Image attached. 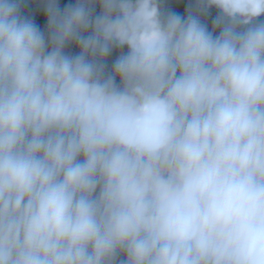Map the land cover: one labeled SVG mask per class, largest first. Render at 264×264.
<instances>
[{
    "label": "clouds",
    "instance_id": "9594fccd",
    "mask_svg": "<svg viewBox=\"0 0 264 264\" xmlns=\"http://www.w3.org/2000/svg\"><path fill=\"white\" fill-rule=\"evenodd\" d=\"M261 18L0 0V264H264Z\"/></svg>",
    "mask_w": 264,
    "mask_h": 264
},
{
    "label": "trees",
    "instance_id": "16d2710c",
    "mask_svg": "<svg viewBox=\"0 0 264 264\" xmlns=\"http://www.w3.org/2000/svg\"><path fill=\"white\" fill-rule=\"evenodd\" d=\"M61 2H62V4H63V3H67V2H69V0H61ZM215 14H216V10L213 9V10H212V15L214 16ZM261 19H264V18H261Z\"/></svg>",
    "mask_w": 264,
    "mask_h": 264
}]
</instances>
